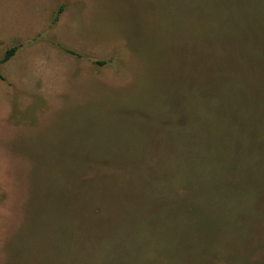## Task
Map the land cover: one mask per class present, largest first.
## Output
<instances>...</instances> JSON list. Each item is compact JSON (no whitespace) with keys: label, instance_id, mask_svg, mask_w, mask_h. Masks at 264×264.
Segmentation results:
<instances>
[{"label":"rangeland","instance_id":"1","mask_svg":"<svg viewBox=\"0 0 264 264\" xmlns=\"http://www.w3.org/2000/svg\"><path fill=\"white\" fill-rule=\"evenodd\" d=\"M13 46L0 264H264V0H0Z\"/></svg>","mask_w":264,"mask_h":264},{"label":"trees","instance_id":"2","mask_svg":"<svg viewBox=\"0 0 264 264\" xmlns=\"http://www.w3.org/2000/svg\"><path fill=\"white\" fill-rule=\"evenodd\" d=\"M57 17H58V14L55 15V17L52 20V23L55 22ZM16 49L17 48L15 46L10 47L9 49H7L5 51V53L3 54V56L0 58V63H3L5 61H7L15 53ZM67 51L71 52L70 50H67ZM95 63L104 64V63H106V61L105 60H97ZM0 77H1V75H0Z\"/></svg>","mask_w":264,"mask_h":264}]
</instances>
